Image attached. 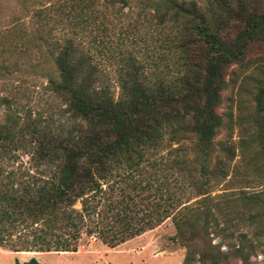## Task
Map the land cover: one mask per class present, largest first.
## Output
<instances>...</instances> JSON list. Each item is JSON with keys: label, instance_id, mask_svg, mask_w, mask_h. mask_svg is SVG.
Masks as SVG:
<instances>
[{"label": "trees", "instance_id": "trees-1", "mask_svg": "<svg viewBox=\"0 0 264 264\" xmlns=\"http://www.w3.org/2000/svg\"><path fill=\"white\" fill-rule=\"evenodd\" d=\"M14 3L0 0V247L73 252L83 233L112 248L169 218L185 249L182 264H218L217 252L208 249L195 261L194 232L183 230L192 227L190 217L199 208L205 207V223L213 216L205 174L223 125L215 111L223 73L241 64L253 44L264 45V6L247 0ZM142 21L158 42V48H145L144 61L122 50L129 35L139 34ZM99 57L118 67L115 94ZM41 77L63 107L66 129L50 127V117L31 119L22 106ZM258 83L254 114L264 150V80ZM186 138L199 179L184 158L154 164L156 153ZM25 142L41 164H6ZM245 167L264 173L256 164ZM167 175L175 190L167 189ZM138 187L152 193L140 207L128 192ZM185 196L198 199L187 205ZM261 196L264 189L242 193V207L230 206L229 213L238 221L245 212L264 215ZM212 208L222 214L219 203ZM22 264L39 263L32 257Z\"/></svg>", "mask_w": 264, "mask_h": 264}, {"label": "rangeland", "instance_id": "rangeland-1", "mask_svg": "<svg viewBox=\"0 0 264 264\" xmlns=\"http://www.w3.org/2000/svg\"><path fill=\"white\" fill-rule=\"evenodd\" d=\"M4 1L9 6L15 4L14 0ZM247 2L258 8L264 6V0H247ZM9 6L4 5L5 14ZM140 24V35H129L124 41L125 46L123 45L122 50L130 53L137 60L144 61L145 48L150 46L158 48V42L156 36H153L154 39L149 36L148 32L152 28L150 24L145 21ZM98 63L106 77L107 85L115 94L118 90V67L114 61H109L105 57H99ZM41 78L36 79L34 87H29L28 100L23 102L22 106L25 110H29L31 119L41 117L45 122L47 117H50L51 120L47 122L50 127L56 129L61 126L66 129L69 124L63 107L46 92L44 89L46 81ZM261 79L264 80V45L260 44L249 47L243 62L230 65L223 73L225 86L220 93V103L215 109L223 125L213 139V151L207 163L209 173L205 174V178L208 179L207 195L213 197L207 206L213 216H208L205 223V207L199 208L190 217L189 221L193 222L192 227L183 230L194 232L190 243L193 245L195 261L198 257L197 253L208 249L212 253L217 252L218 264H264V215L258 217L254 216V211L245 212L243 219L238 221L229 213L230 206L242 207V201L239 199L242 193L249 196L264 189V173L253 174L250 167H245V164H256L258 169H264V150L260 147L263 141L256 129L253 100ZM170 148L156 153L153 157L154 164H172L177 157L184 158L188 164H193L195 177L199 179V163L192 162L189 138L179 140V144H173ZM174 148L177 149V154L173 151ZM224 148L230 152L227 156ZM14 154V158L6 164H41L34 159L31 146L26 142L23 147L19 146ZM168 183L167 189L175 190L173 177H167L166 184ZM128 192L138 203V207L146 198L151 199L152 196V193L147 194V191H141L139 187L135 191ZM187 196L182 198L183 202L187 201V205L198 199L185 200ZM261 197L263 201L264 196ZM215 202L222 206V214L226 213L225 215L214 211L212 204ZM74 207L79 208V204H75ZM207 244L213 248L209 249ZM184 254L185 249L179 241L172 220L167 218L154 228L112 248L103 245L94 235L86 236L83 233L77 240L73 252H12L0 247V264L15 262L22 264L32 257L39 264H182ZM194 264L198 263L194 262Z\"/></svg>", "mask_w": 264, "mask_h": 264}]
</instances>
